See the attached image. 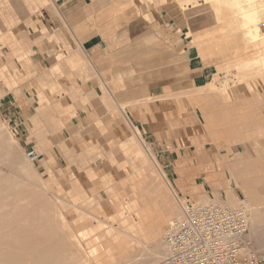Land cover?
<instances>
[{
    "label": "crops",
    "instance_id": "crops-1",
    "mask_svg": "<svg viewBox=\"0 0 264 264\" xmlns=\"http://www.w3.org/2000/svg\"><path fill=\"white\" fill-rule=\"evenodd\" d=\"M169 3L170 1L166 2L165 9ZM138 9V0H0V36L8 34L11 40L0 49V114L21 129H27L28 126L34 125V122L40 124L43 117L55 114L57 118L52 117L57 121H54L53 126L60 131L63 140L61 150L65 155L77 150L74 141L84 142L79 133L93 123L96 122V126L99 124L97 128L100 131L96 133L101 130L104 134L109 133L110 128L101 127L103 120L99 119L100 111H104L105 120H111L113 115L120 114L130 127L134 126V133L118 141L111 138L110 143L119 145L114 151L117 160L123 157L128 159L133 168L128 174L144 176L148 173L150 154L146 148L155 155L150 146L153 144L170 176L169 189L175 187L185 197L199 196V199L203 200L209 196L224 198L219 192L210 191L213 188L225 187L226 196L233 193L235 198H247V188L262 187H254L257 180L260 183L262 181L249 176L253 172L248 169L250 166L260 167V160H256V163L239 161L237 168L232 165L227 179L220 176L224 172L217 170V159L222 158L217 144L228 143L233 147L243 143L245 136L252 135L256 130L244 127L248 121L244 123L247 119L243 114L239 113L240 116H237L232 109L234 104L226 108L219 105L218 89L206 90L207 86L213 83L214 76L223 72L220 70L223 65H228L225 66L226 69L232 68L231 64L238 61L240 54L247 50L246 44L238 39L235 44L227 45L224 38L208 39L202 33L193 39L194 44L186 35L176 33L159 35L153 44H147L143 33L145 26L135 21ZM185 11L187 21H192L188 14L193 11ZM170 18L172 17L168 19ZM153 27L156 31L161 30ZM135 28L138 31L136 38L128 40L127 31ZM228 56L234 58L233 63L229 64ZM256 57L239 60L238 63L245 65ZM148 64L151 66L148 67ZM214 66L219 70L207 84L180 93L187 114L177 120V126L171 125L169 129L155 119L144 125L137 118L143 110L138 107L139 100L149 96L150 100L155 98L158 101L155 106H159L162 101L170 100L178 79H191L197 72L199 77L203 78L205 74L211 73ZM17 79L20 81L16 82ZM133 113H136L134 120L137 125L130 118ZM72 117L73 124L69 126V120H65ZM235 120L239 122L233 124L232 121ZM65 122L68 125L65 126ZM138 126H142L146 139L147 130L152 133L150 145ZM230 126L238 128L236 134ZM169 134L182 136L180 141L186 143L185 146H180L176 138H168ZM38 137L40 147L49 156L45 165L50 168L55 165L49 152L52 140L43 137L40 130ZM54 141L56 139H53ZM169 143H172L174 148H170ZM245 143L244 147L250 151L252 147H249L246 141ZM143 151L147 154H143ZM236 151L240 153L239 149ZM81 154L84 164L82 168L86 169L90 178H94L96 173L88 162L89 157L93 155V149L89 147ZM258 171L260 172V169L255 172ZM202 174H214L216 179L199 180L198 177ZM123 178L125 173L120 169L115 171L112 180L115 183ZM146 179L147 183L143 180L138 182L139 184L132 183V187L127 188L118 200L116 188L108 186V202L96 196L97 187L95 193L86 195L80 184L73 185L71 199L80 215L77 213L72 219L68 217L69 221L78 227V233L85 231L83 234L86 235L87 241L106 232L122 233L123 236L119 235L113 243L118 249V252L115 249L114 251L119 261L126 255V248L134 246L140 251L146 244L152 248L143 235H139L140 232L132 225L131 219L123 218V214H120L122 209L129 214L136 211L127 209L129 205L139 208L149 203L151 206L158 204L159 216L165 211V205L167 212L173 207L175 199L171 191L166 195V188L161 185L160 180H156V177L153 179L150 174ZM99 183L101 182H97L98 187L101 185ZM128 192L133 194V200L124 198L125 195L129 196ZM137 196L139 198H136ZM255 197V201L260 199L258 195ZM138 200L143 204H137ZM70 202L67 199V203ZM88 204H95L98 208L102 206L103 214H106L107 208H111V214L106 215L109 220L105 215L101 217V213L97 211L91 213L84 209L83 205ZM172 216L174 217L167 214L163 220ZM128 226L135 227L137 232L135 233L132 227L130 229L134 230L133 232L128 230ZM94 242L102 243L101 236L86 243V251L95 257L99 243ZM138 264L148 263L142 260Z\"/></svg>",
    "mask_w": 264,
    "mask_h": 264
},
{
    "label": "rangeland",
    "instance_id": "rangeland-1",
    "mask_svg": "<svg viewBox=\"0 0 264 264\" xmlns=\"http://www.w3.org/2000/svg\"><path fill=\"white\" fill-rule=\"evenodd\" d=\"M168 1H170V3L165 9L164 5ZM223 1L224 0H193L192 3V0H138L139 12L138 15L135 16V21L137 20L142 25L145 26L146 29L143 31V33L145 35V40H146L145 42L147 44H153V42L157 40L159 35L160 36L165 34L173 35L174 33L186 35V37L189 40H192V43L194 44L193 39H195L196 36L202 33V35L208 39L211 37L213 40L216 39L220 40L221 38H224L223 40L227 42V45L235 44L234 42H238L239 39L241 40V42H243V44H246L247 46V50H244V52L240 54L238 61L236 60L234 64H231L234 62L233 61L234 58L230 56L227 57V59H230L229 60L230 62L226 61V63L229 62V64H231L233 68L226 69L225 66L228 65H223L222 69H220L221 72L222 71L223 72L214 76L215 78L212 83L213 85L209 84L210 87L207 86V90L218 89L219 91H217V95L220 98L219 105H221L223 108H226L227 106L234 104L233 105L234 107L232 109L235 111L237 116L243 114V117H246L247 119L245 122L244 121L243 122L246 123L248 121V123L245 124L244 127L246 126V128L249 127L250 130L253 129L256 130L255 132L252 133V135L245 136L243 143H240L238 145L235 144L233 147H230L228 143L217 144L218 147H220L219 153L222 156V158L217 159V162H219L217 164L218 167L217 170L219 172H224V174L220 176H224L225 178L228 179L229 168H231L232 165H234L237 168L239 161L244 160L246 162L256 163V160L257 161L260 160L259 161V163H261L260 167L256 168L250 166L248 169L251 172H253L249 176L256 177V179L259 178V180L262 181L260 183L257 180V183L256 185H254V187H257V185L262 187L257 189L247 188L246 190L247 198L243 196L236 197L238 205L235 207H229L223 204L229 198L228 197L229 195L226 196L225 194V187H221L220 189L213 188V190L211 189L210 191V193L219 192L220 196L224 198L221 199L220 197L217 198L214 196H209L208 198L203 199L204 200L203 201L199 199L200 198L199 196L197 197L192 196L190 198L185 197L175 187L169 189V186L167 185L166 189H168V191L169 190L171 191V195L174 197L175 202L179 205L181 211V215L179 217L183 215L182 212L184 206L197 205L201 203L203 204L209 201H216V200H217L216 202L220 204L222 203L221 205L229 208L244 207L246 210L249 207L257 208L261 206V212L262 215L264 216V45L262 44L260 45V42L258 41L257 44H255L257 45L256 47L255 45H253L254 47L250 46L249 40L248 39L246 40V38H248V33L244 28V23L241 20L242 10L247 6L246 7L248 8L247 10L251 11L252 13L255 11L258 14V16L254 15L258 19L255 23V26L256 24H258L259 25L258 27L262 29L264 35V28L262 25V23L264 22V8H262L264 7V0H245V3H243L244 1L242 2V0H238V1L233 0V2L236 4V6L233 5L234 6L233 8L240 7V9L238 8L239 9L238 10L235 8L233 13L230 14L231 17L227 15L229 18L224 16V19L222 20V18H220L218 9L223 6ZM241 3H243L244 5ZM187 9L188 11L189 10L193 11L192 14H188L189 15L188 17H190V19L191 18L193 19L192 21L191 20L187 21L186 18L187 11H185ZM257 9H259L261 13H259ZM169 17L172 18L168 19ZM195 18L196 19L199 18V19L195 20ZM235 21L237 23H235ZM152 27L160 28L161 30L156 31L157 29L156 30L152 29ZM258 31L259 29L254 27L249 30V33L251 35L252 34L254 35ZM137 32L138 31H136V28L134 30L127 31L129 37L128 40H131L132 38H136ZM212 32L214 35L212 34ZM10 41L11 40L9 39L8 34L1 35L0 49L5 43H8ZM235 50L236 49H234V51ZM256 56H258V58H254L256 59L255 61H257V59H260L261 61L257 66L250 69V68H246V65L248 64H245L244 65L245 70L243 72L240 69H238L239 60H245ZM147 66L149 67L151 66V64H148ZM147 66L145 65V67ZM216 67L214 66V68L211 69L210 71L211 73L208 74L204 73L205 75L203 78L199 77V72H197L196 76L195 77L193 76L191 79H185V78L178 79L174 84V88H173L174 92L172 91L171 94L173 95L171 96L170 100L162 101V104L160 103L159 106H155L158 103V101H156L155 98L150 100L149 96H146L142 100H139L140 103L138 104L139 105L138 107H140L143 110L139 112L141 116L137 118L141 120L144 123V125H146V123L149 124L153 119H155L158 120L161 125H164L165 127L168 126L169 129L172 126L175 125L177 126V124H179L177 120L183 117L185 114H187L186 113L187 111L184 110L186 105L183 104V101L180 98V93L188 89L194 90L196 86L207 84L210 81V79L213 77V75L218 72L219 69ZM235 69L237 71L238 70L240 71L237 72ZM18 80L20 81V79H17L16 82H18ZM146 81L147 80H145V82ZM65 82L67 81L65 80ZM102 85L103 83L101 84V86ZM239 86L242 87L244 86V88L241 89L239 88ZM135 114L136 113H133L130 116V118L134 122H135L134 117H136ZM52 116H55V114L50 115L48 117H43L41 119L40 124H35L34 122V125L28 126L27 129L26 128L21 129L16 125H12V123L9 120H6L5 117L0 114V138L4 139V143H6L8 147L12 148L13 146L12 151H14L13 154L17 156V159L20 158L18 157V155L21 154L23 155L25 160H27L29 163L34 164L35 173L37 177L34 180L27 179L26 181V179L23 177L24 175L22 172L16 171L15 173V171L11 167L5 164H0V170L1 171L3 170L2 171L3 174H10L13 173L14 171L13 174H17L21 178V181L24 182V185L26 184L25 186H23V188L26 189L27 187H31L35 189L36 194L44 195L48 199L51 208L54 209L57 214L56 217L49 218V222L53 223L56 226L55 236L49 238L48 240L43 241L38 246H33L31 256L38 257L44 255H53L54 252H56L57 255L58 254L60 255L62 254V250L68 251L71 249V246L73 244H76L78 248L83 250L84 256L87 258L89 257L87 262H85L84 264L86 263L88 264H134L135 263L136 264L137 261L135 260L134 256L137 252H139V248L135 249L134 246L131 248H126V255H124L121 261L118 260L117 262H114L111 259L110 255L108 254V250L111 247L110 243L106 245L103 244V242L102 243L94 242V243H99V248L96 249V252L98 254H95L96 255L95 257L86 251L87 249L86 243L98 239L99 236H102L105 233L96 235L94 237L92 236L93 239L87 241L85 240L86 235L83 234L85 231H80L78 233L79 230L78 227L74 226V224L71 221H69V218L72 219L77 213L80 215V212L75 206L74 201H72L71 199L72 187L77 183L80 184L81 189L86 195H91L95 193L96 190L95 188L97 187L98 189L96 190L97 192L96 196L100 197L103 201L108 202L109 201L108 200L109 191L107 188L108 186L109 187L114 186L116 188L117 190L116 192L118 194V198H117L118 200L122 198L124 193L127 191V188L130 189L132 187L131 186L132 183H138V182L140 183L142 180L144 183H147L148 181L146 179V176H148L149 174L153 177V179H155V175H157L159 176V180H163L164 177L161 175V170L157 169L154 165H152L150 166L151 169L149 171L150 173H146L144 174V176H140V174H136V173L128 174L130 171L133 170V168L129 165L128 159L126 157H123L120 160L116 159L114 151L116 148L119 147V145L116 146L115 144L112 145L110 143V139L114 138L116 141H118L120 138L128 137L130 134L134 133V129H135L133 125L130 127L129 124L127 123V120L120 114L113 115L111 120H107V119L105 120L106 116L104 111H100L99 119L103 120V122L101 123L102 124L101 127L103 128V126H106V128H110L109 129L110 134L109 133L104 134L103 130H101L100 133H96V131L98 132L100 131V129L97 128L99 124L96 126L95 125L96 122H95L90 126H88L87 128H85L83 132L79 133L80 135L83 136L84 142L76 143L74 141V143L77 145V150L73 151L68 155H65L61 150V143L63 142V140L59 134L60 132L59 129L58 128L56 129L53 126L54 121H57L56 120L57 117L55 116L56 117L55 118ZM68 120H69V126H71V124H73V117L66 119L65 121ZM237 122L239 121L237 120L232 121L233 124ZM136 123L137 122H135V124ZM66 125H68V123L65 122V126ZM230 127L231 130H233L232 132L236 134L238 128L234 126L233 127L230 126ZM138 128L142 131L145 140L150 145L149 142L152 141L151 139L153 137L152 133L149 130H147L148 139H146V135L143 132L142 126H138ZM39 130L42 131L43 137L52 140L53 144L49 148V152L52 154L55 163L54 166L56 167L52 166L48 168V166L45 165V162L49 161V156L47 152H45L43 148L40 147V139L38 137ZM221 130L222 127L220 126V135H222ZM257 131H260V133L258 134ZM168 138L170 139L176 138L179 141L180 146H185L186 144L180 141L182 139V136L177 137L172 134H169ZM53 139H56V141L53 142ZM245 141L247 142L249 147L250 146L252 147L250 151H248L244 147V144H246ZM150 146L152 147V150L154 151L155 155L151 154L150 156H148L149 157L148 159L150 160V162L152 158L158 159L160 163V169H162L165 172L163 173L166 175L167 179L170 178L161 159L159 158V154L153 148V144H151ZM165 146L168 147L167 144H165ZM169 146L170 148H174L172 143H169ZM31 147H35L38 150V153L40 154L39 159L34 162H31L27 158L29 157L28 151L30 150ZM89 147L93 149V155L89 157L88 162L91 166H93V170L96 173L94 178H90V174L86 172V169L82 168L84 164L82 158L83 155L81 154V152H85L86 150H88ZM236 149H239L240 153L237 152ZM147 153L143 151V154L146 155ZM21 159L22 158H20L19 161H21ZM120 169L124 171L125 178L114 183V181L112 180L113 175L115 171ZM257 169H260V172L259 171L255 172L257 171ZM143 171L145 172V170ZM218 171H216L215 173L217 174ZM211 178L214 181L216 179L214 178V174H212V176H206L202 174V176L198 177L199 180H207V179L209 180ZM99 181L101 182L99 183L101 185H99L98 187L97 182ZM230 185L231 183L228 184V186ZM128 194L129 196L125 195L124 198H126L127 200L131 198L133 200V194L131 192H128ZM255 195L260 196V199L255 201L253 199L256 198ZM186 198H188L189 200H186ZM67 199L71 201L70 202L71 204L67 203ZM247 200L249 201V203L247 202ZM83 208L90 211L91 213H95L97 211L98 213H101L100 214L101 217L103 215H105L104 217H107L112 212L111 208H107L106 214H103L104 213L103 207L101 206L98 208L95 206V204L83 205ZM128 208L130 209V211L136 209V207L130 205L127 207V209ZM246 213L248 216L249 214L248 209L246 210ZM120 214L121 215L123 214V218L126 217L130 219L129 212H125L122 209V212H120ZM174 218H178V217H171L165 219L163 229L159 234L161 244L165 248V251L160 257L157 258L155 264H157L159 260H161L162 258H164V256L167 255L168 248L163 243L164 241L162 239V234L164 233L168 223ZM106 219L109 220V217H107ZM248 219L250 222L249 236L251 237V218H249L248 216ZM118 226L121 227L120 224H118ZM130 227L132 226H128V230L135 229L134 227L130 229ZM135 232H137L136 229ZM112 233L114 234L116 233L118 235L123 236L122 233H120L119 231L118 232L112 231ZM112 233L110 232V235ZM253 241L255 244V249L260 254V256L264 258V240L262 242H257L254 239ZM113 248L118 252V249L116 247L113 246ZM66 264H74V263L69 262Z\"/></svg>",
    "mask_w": 264,
    "mask_h": 264
},
{
    "label": "bare ground",
    "instance_id": "bare-ground-1",
    "mask_svg": "<svg viewBox=\"0 0 264 264\" xmlns=\"http://www.w3.org/2000/svg\"><path fill=\"white\" fill-rule=\"evenodd\" d=\"M235 1H238V0H235ZM242 2L245 3V0H242ZM192 3H193V0H192ZM233 3H234L233 0L223 1V6L218 9L220 18H222V20L224 19V16L228 17L227 15H229V17H231L230 14H232L234 9L236 8V7L233 8L234 6H236V4L235 3L233 4ZM246 7L242 10V14H241V20L244 23V28L246 29L248 33V38H246V40L247 39L249 40L251 47H254L253 45L257 44L258 41L260 42V45L261 44L264 45V35L262 32V29L258 27L259 26L258 24H256L255 26V23L258 20L256 17L258 16V14L255 11H254L255 13L254 12L252 13L251 11L247 10L248 8ZM238 8L240 9V7ZM259 9H257V11H259ZM259 13H261V11H259ZM235 23L237 22L235 21ZM254 27L259 29V31L256 34L251 35L249 33V30ZM256 46L257 45H255V47ZM255 60L256 59H254L253 61H249V62L247 61L248 65H246V68L252 69L261 62L260 59H257V61ZM238 66H239L238 69H240L242 72L245 70L243 63H240ZM208 86L210 87V85ZM138 135L139 136L141 135L140 132L138 133ZM12 149H13V146L12 148L8 147L6 143H4V139L0 138V164L8 165L15 171V173L16 171L22 172L24 175L23 177L26 179V181L27 179L28 180L36 179L37 176L35 173L34 164L29 163L27 160H25V158L21 154L18 155V157L22 158L21 161H19L20 158L17 159V156L13 154L14 151H12ZM147 150H148V153L151 155V151L149 150L148 147H147ZM27 158L31 162H34L31 158L29 157ZM152 165H154L157 169L161 170V175L164 178L163 180H160V182H161V185L166 188L167 185L170 183V181L167 179L166 175L164 174L165 172L162 169H160V164L156 158H152L151 162L148 164V169H149L148 173H150L149 171L151 169L149 167ZM2 171L0 170V264H43V263L44 264H58V263L66 264L69 262L74 263V264H82V263L84 264L85 262H87L89 257L88 258L85 257L83 250L78 248L76 244H73L71 246V249L68 251L62 250V254L60 255L59 254L57 255L56 252H54L53 255H44V256H38V257L31 256L33 246H38L43 241L48 240L49 238L55 236L56 226L53 223L49 222V218L56 217L57 214L55 210L51 208L48 199L44 195L36 194L34 188H31V187H27L26 189L23 188V186H25L26 184L24 185V182L21 181V178L17 174H13L14 171L13 173H10V174H3ZM146 172H147V169H146ZM155 177H156V180L159 179V176L155 175ZM168 192H169L168 189H166L165 194L167 195ZM228 197L229 198L227 199V201H225V203L223 204L229 207H235L238 205V202L233 193H230ZM136 198H139V197L137 196ZM164 198L167 199V197H164ZM139 200L137 204L142 205L143 202ZM216 201H213V202H216ZM247 202L249 203L248 200ZM206 203H203V204H206ZM149 204L147 206L142 205L139 208L136 206V211L130 214L132 225L135 226L137 230L140 232L139 235L140 236L143 235L145 241L149 245H152V248L148 247L147 244L145 245L147 246L146 248L145 246L142 249L140 248V251L137 252L138 255L135 252L136 256H134V258L137 261L136 264L142 260L148 264H155V261L157 260V258L160 257L165 251V248L161 244V240L159 236V234L161 233V230L163 229L164 223H165V220H163V218H165L167 214H172L174 215V217H179L181 215L179 205L176 202L174 203V205H172L173 207L169 210V212H167L168 208H166L167 206L165 205V211L162 212L160 216L158 215V211H157L158 204H154V206L153 205L151 206V204L150 205ZM229 209H237V208H229ZM247 209L249 211L248 216L249 218H251V237L253 239L250 236L249 238L251 239V241L253 242V245L255 246L254 241H253L254 239L257 242H262L264 240V216L262 215V212H261V206L257 208L249 207ZM117 238H119V235L116 233L115 234L112 233L111 235L110 233H105L101 236V240L103 241L104 244L106 245L108 243L111 244V247L108 250V254L110 255L111 259L114 262H117L118 259H117V256L115 255L116 250L114 251V248L112 245L117 240ZM118 258L120 259L119 255H118Z\"/></svg>",
    "mask_w": 264,
    "mask_h": 264
},
{
    "label": "built area",
    "instance_id": "built-area-1",
    "mask_svg": "<svg viewBox=\"0 0 264 264\" xmlns=\"http://www.w3.org/2000/svg\"><path fill=\"white\" fill-rule=\"evenodd\" d=\"M28 156L36 161L40 154L31 147ZM182 213L163 233L168 252L157 264H264L249 238L243 207L229 209L211 201L184 206Z\"/></svg>",
    "mask_w": 264,
    "mask_h": 264
}]
</instances>
